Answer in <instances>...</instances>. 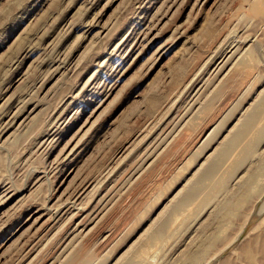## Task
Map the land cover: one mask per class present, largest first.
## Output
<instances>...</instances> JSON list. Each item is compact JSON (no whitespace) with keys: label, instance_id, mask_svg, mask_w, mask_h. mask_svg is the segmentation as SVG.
Listing matches in <instances>:
<instances>
[{"label":"rangeland","instance_id":"1","mask_svg":"<svg viewBox=\"0 0 264 264\" xmlns=\"http://www.w3.org/2000/svg\"><path fill=\"white\" fill-rule=\"evenodd\" d=\"M194 251L264 264V0H0V264Z\"/></svg>","mask_w":264,"mask_h":264},{"label":"crops","instance_id":"2","mask_svg":"<svg viewBox=\"0 0 264 264\" xmlns=\"http://www.w3.org/2000/svg\"><path fill=\"white\" fill-rule=\"evenodd\" d=\"M252 117H254L253 113H251L250 116H248L246 119H249V118L252 119ZM242 159H243V156H242ZM236 164H238V163H236ZM214 167H215L214 163L209 162V164L205 168H203V170L200 171V173L195 177V179H193L190 182V184L184 189L183 198H185V199L194 198L196 191L200 187L204 186L206 179H208L214 173V170H215ZM232 170H234V168L229 169L224 177H222L220 180L215 182L213 185L212 184L210 185L211 191H210V193H207L202 198L203 201H202V203H200L201 205H204V204L208 203L210 200L215 199L218 192L227 188L228 178L231 176Z\"/></svg>","mask_w":264,"mask_h":264},{"label":"bare ground","instance_id":"3","mask_svg":"<svg viewBox=\"0 0 264 264\" xmlns=\"http://www.w3.org/2000/svg\"><path fill=\"white\" fill-rule=\"evenodd\" d=\"M150 2H151V1H150ZM144 38H145V36H144ZM135 39H136V38H135ZM137 43H138V42H137ZM97 83H98V81H97ZM252 118H253V117H252ZM250 121H252L251 118L245 120L246 124L249 123ZM251 123H252V122H251ZM244 125H245V123H244ZM249 125H250V124H249ZM250 126H251V125H250ZM243 127H244V126H243ZM245 129H246V128H245ZM245 129H244V130H245ZM240 131H241V130H240ZM243 132H244V131H243ZM235 133H236V132H235ZM245 133H246V132H245ZM244 136H245V135H244ZM50 138H51V137H50ZM239 138H240V137H239ZM237 141H238V140H237ZM226 142H227V141H226ZM231 143H233V142L231 141ZM249 143H250V142H248L247 144H249ZM226 144H227V143H226ZM250 144H251V143H250ZM248 146H249V147H248ZM248 146H246V147H248L249 150H252V147H251L250 145H248ZM227 147H229V146H227ZM223 148H224V147H223ZM230 149H231V148H230ZM226 150H227V149H226ZM243 151L245 152V150H243ZM246 151H247L246 154H248L249 151H248V150H246ZM226 152H227V151H226ZM243 154H244V153H243ZM249 154H250V152H249ZM249 154H248V155H249ZM248 155H247V157H248ZM224 156H225V154H224ZM252 158H253V157H252ZM238 159H239V158H238ZM244 160H245V158H244ZM215 161H216V160H215ZM215 161H214V162H215ZM214 165H215V163H214ZM181 200H182V199H181ZM175 202H176V201H175ZM172 206H173V205H172ZM178 206H179V205H178ZM178 206H176V207H178ZM180 207H182V206H179L178 208H180ZM172 213H173V212H172ZM169 214H170V213H169ZM169 217H170V215H169ZM162 218H163V216H162ZM221 218H224V217L221 216ZM166 220H167V218H166ZM221 220H222V219H221ZM157 221H158V220H157ZM162 221H164V219H163ZM169 221H170V218H169ZM164 222H166V221H164ZM157 223H159V221H158ZM159 224H161V226H162L163 223L160 222ZM156 226H158V225H156ZM161 226H160V227H161ZM160 227H158V228H160ZM217 227H218V226H217ZM156 228H157V227H156ZM161 228H162V227H161ZM223 228H224V227H223ZM211 229H212V228H211ZM216 229H219V228H216ZM160 231H161V229H160ZM166 231H167V229H166ZM166 231H165V232H166ZM210 232H211V231H210ZM219 232H220V231H219ZM163 233H164V232H163ZM213 233H214V232H213ZM217 233H218V232H217ZM156 235H157V234H156ZM209 235H210V234H209ZM212 235H214V234H212ZM215 235H216V234H215ZM148 236H150V235H148ZM153 236H154V235H152V237L150 236L152 240H153ZM158 236H159V235L154 236V237H155V241H156V239H159L160 236H159V237H158ZM164 236H165V235H164ZM164 236H163V237H164ZM218 236H219V235H218ZM210 237H211V236H210ZM206 238H207V237H206ZM208 238H209V237H208ZM161 239H162V238H161ZM212 239H214V238H212ZM216 239H217V238H216ZM147 240H150V239L147 237ZM150 241H151V240H150ZM214 241H215V240H214ZM210 242H212V240H211ZM210 242H209V243H210ZM261 242H262V241H261ZM147 243H148V241H147ZM209 247H210V246H209ZM192 248H193V247H192ZM204 248H205V246H204ZM206 248H207V247H206ZM192 250H193V249H192ZM203 251H204V250H203ZM203 251H202V252H203ZM207 251H208V248H207ZM245 252H246V251H245ZM189 253H190V256H188V257H189L188 259H192L193 261H191V262L196 264V262L199 261L198 259H199V255H200L199 253H200V251H194V252H189ZM262 254H264V253H262ZM202 256H203V255H202ZM202 258H203V257H202ZM202 258H201V259H202ZM248 259H249V258H248ZM189 262H190V261H189ZM192 263H191V264H192ZM204 263H205V262H204ZM208 263H209V262H208ZM208 263H207V264H208ZM262 263H263V262H262Z\"/></svg>","mask_w":264,"mask_h":264}]
</instances>
